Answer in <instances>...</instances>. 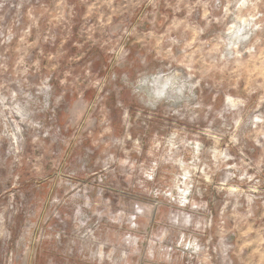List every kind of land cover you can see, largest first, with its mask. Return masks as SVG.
Masks as SVG:
<instances>
[{
    "label": "rangeland",
    "instance_id": "rangeland-1",
    "mask_svg": "<svg viewBox=\"0 0 264 264\" xmlns=\"http://www.w3.org/2000/svg\"><path fill=\"white\" fill-rule=\"evenodd\" d=\"M0 264H264V0H0Z\"/></svg>",
    "mask_w": 264,
    "mask_h": 264
}]
</instances>
